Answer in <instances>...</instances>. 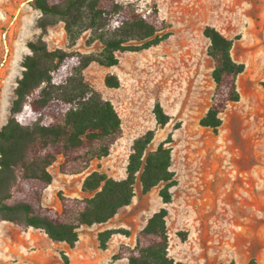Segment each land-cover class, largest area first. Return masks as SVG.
I'll return each instance as SVG.
<instances>
[{"label":"rangeland","instance_id":"374dc122","mask_svg":"<svg viewBox=\"0 0 264 264\" xmlns=\"http://www.w3.org/2000/svg\"><path fill=\"white\" fill-rule=\"evenodd\" d=\"M124 1H133L141 11L155 1L160 17L170 25V36L147 50L118 53L115 66L92 62L83 71L86 82L113 103L123 135L107 157L93 161L82 174H62L60 157L49 167L53 182L45 189L42 206L60 211L59 194L85 197L81 185L92 171L123 179L133 141L147 130L155 131L150 149L172 135L171 170L177 184L170 190L171 203L164 204L160 186L145 194L137 182L129 206L107 223L82 230L87 233L83 240L87 251L76 253L72 264H128L127 259L113 256L121 245L133 248L136 234L161 208L168 210L169 256L178 264L231 260L264 264V0ZM41 17L34 0H0V129L7 123L25 56L30 54L27 44L42 37L50 50L69 46L63 22L57 19L43 35L38 28ZM206 26L231 39L233 58L245 64L237 81L240 100L228 104L216 133L199 125L215 90L214 63L203 34ZM87 38L83 35L72 50L91 53L101 47L89 46ZM107 73L119 78V88L105 86ZM156 103L170 117L164 127L156 125ZM3 224L15 228L19 236L25 231L41 242L48 240L40 230ZM106 229L126 230L130 235L114 234L107 249L101 250L97 232ZM51 246L60 259V253L69 249L60 242ZM0 249V264L19 263L16 252L9 255V248L1 243Z\"/></svg>","mask_w":264,"mask_h":264},{"label":"trees","instance_id":"16d2710c","mask_svg":"<svg viewBox=\"0 0 264 264\" xmlns=\"http://www.w3.org/2000/svg\"><path fill=\"white\" fill-rule=\"evenodd\" d=\"M34 7L42 13L38 21L41 33L58 19L64 24L69 46L50 50L42 37L27 44L30 54L25 56L7 123L0 129V222L40 230L51 241L74 248L82 226L107 223L132 203L137 182L145 194L160 186L162 202L172 201L170 190L177 184L171 170L172 135L150 149L155 131L147 130L133 141L123 179L92 171L81 185L85 197L59 194L60 211L42 206L45 189L53 182L49 167L60 157L62 174H82L93 161L107 157L123 135L113 103L86 82L83 71L92 62L117 65L118 53L159 45L170 36V25L160 17L155 1L146 11L124 0H34ZM85 34L89 46L101 45L97 51L72 50ZM203 34L214 63L215 90L199 125L216 133L222 124L220 115L228 104L240 100L237 81L245 64L233 58V41L215 27L206 26ZM104 83L108 88L120 87L119 78L112 73L106 74ZM153 115L158 127L170 121L159 103ZM167 216L166 208L155 212L136 234L135 246L121 245L113 259L125 258L128 264H178L169 256ZM116 233L130 235L126 230L100 231L99 248L106 250ZM60 257V264H69L66 253L61 252Z\"/></svg>","mask_w":264,"mask_h":264},{"label":"crops","instance_id":"0c3cea01","mask_svg":"<svg viewBox=\"0 0 264 264\" xmlns=\"http://www.w3.org/2000/svg\"><path fill=\"white\" fill-rule=\"evenodd\" d=\"M3 223H10V222H6V221L0 222V237L3 235L2 239H0V243L3 244L4 247L9 248L8 254L11 255L14 247H17V246H20V248L24 249V250H21L20 248L17 247L15 248L17 250L13 251V252H16V254L19 256L18 264H60L61 263V259L57 256L56 251L52 252L50 250L52 247L51 245H53L56 242H53L50 239L43 240V242H41L37 240V238L32 233L25 232V231H24V234H25L24 236H19L18 234H16L15 228L9 225H4ZM95 225H98V224H95ZM95 225L91 227L82 226L80 228L79 239L77 243L75 244V247L74 248L69 247L68 251L66 252V255L69 258V264L73 263V259H77V256H78L77 254L84 255L85 252L87 251L86 244L83 242L87 233L82 232V230L91 229ZM6 238L9 241H7ZM33 247H36V248L40 247L42 249L41 251L40 250L30 251ZM1 255H2V250L0 249V257ZM4 256L8 257L6 255Z\"/></svg>","mask_w":264,"mask_h":264}]
</instances>
